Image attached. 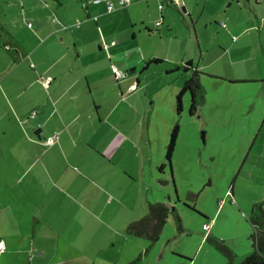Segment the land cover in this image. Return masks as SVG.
<instances>
[{"label":"rangeland","instance_id":"obj_1","mask_svg":"<svg viewBox=\"0 0 264 264\" xmlns=\"http://www.w3.org/2000/svg\"><path fill=\"white\" fill-rule=\"evenodd\" d=\"M132 1L137 5L131 17L117 12L124 8H116L103 31L110 28V46H118L115 61L133 54L137 58V68L111 63L122 78L135 75L137 81L134 79L131 91L138 101L133 99L131 103L139 106L142 113L150 111L152 123L148 135L153 160L156 161L160 150L158 161L164 162L165 167L163 173H158L147 161L143 171L138 169L148 141L140 133L139 116L129 113L126 119L129 127L125 130L129 137L121 133L117 143L123 141V149L111 150L110 155L120 160L125 152L133 181L124 176L112 181L116 198L107 193L104 202L102 196L90 204L71 195L61 196L70 211L69 221L81 230L83 239L110 231V264H126L129 254L140 255L137 264H240L253 251L249 214L264 199V52L260 48L264 32L248 31L241 36L238 30L230 28L228 16L237 17L242 26L246 19V13L237 9L236 2L229 7L226 0H188L193 25L182 6L176 7L166 0ZM261 3L260 0L258 4ZM256 10L260 15L263 13L262 7ZM102 21H98L99 25ZM222 22L227 29L221 27ZM228 41L248 43L253 45L248 48H257L259 52L252 54L251 61L237 60L241 52H230L224 46ZM153 55L170 56L178 63L191 57L193 66L200 67L194 76L202 88L203 101H197L196 111L190 116L191 94L189 91L183 94L184 112L175 118L180 120L179 132L170 162L165 159L169 131L164 132V123L174 118L175 91L184 82V71L180 68L169 72L166 63L147 62ZM208 62L211 65L205 66ZM130 70L134 73L130 74ZM247 72L260 80H234ZM122 108L125 107L119 106ZM97 202L101 206H96ZM154 202L174 207L182 229L177 230L169 214L154 243L126 233L128 224L146 214L148 203ZM214 215L218 219H214L216 224L211 229L214 222L212 226L209 223ZM204 224H209L207 231L202 229ZM207 234L223 240L233 257L229 260L212 242L204 241Z\"/></svg>","mask_w":264,"mask_h":264},{"label":"crops","instance_id":"obj_2","mask_svg":"<svg viewBox=\"0 0 264 264\" xmlns=\"http://www.w3.org/2000/svg\"><path fill=\"white\" fill-rule=\"evenodd\" d=\"M187 1L182 0V10L188 11L194 25ZM259 1L226 0L227 6L236 2L237 9L246 13L244 26L237 17L228 16L230 28L241 36L248 31L264 32L259 21L264 15V0L261 4ZM136 5L131 0L117 12L131 17ZM256 7H262L261 15ZM110 13L105 0H0V264H110V231L83 239L81 230L70 223V211L60 197L71 195L90 204L102 196L104 202L107 193L116 198L112 181L120 176L133 181L125 152L120 160L110 155L111 150L123 149L124 142L117 143L121 133L129 137L125 131L129 113L139 116L140 133L148 141L138 169L143 171L149 161L153 169L163 173L165 163L158 161L160 150L158 159L153 160L148 135L150 111L145 110L144 116L140 107L132 104L133 99L138 101L131 91L134 79L137 81L135 75L118 81L111 70L112 61L122 68H137L138 64L134 54L115 61L118 46H110V28L103 31ZM99 20H103L102 25ZM221 27L227 29L226 25ZM224 46L230 52H241L237 60L251 61L252 54L259 52L248 48L253 46L248 43L228 41ZM260 48L263 53L264 44ZM170 58L153 55L147 62L158 59L167 64L169 72L181 68L184 81L200 68L193 66L191 57L180 63ZM210 65L208 62L205 66ZM251 74L234 80H260ZM181 87H176L175 97ZM121 105L123 110L119 109ZM174 107V118L165 121L164 132H170L174 124L179 128L180 120L175 118L183 115L184 107L182 104L179 113ZM32 111L36 112L34 117H30ZM54 134V144L45 146L43 140ZM160 165L162 171L158 170ZM214 219L217 221L218 215L210 219L211 226ZM134 257L129 254L126 264Z\"/></svg>","mask_w":264,"mask_h":264},{"label":"trees","instance_id":"obj_3","mask_svg":"<svg viewBox=\"0 0 264 264\" xmlns=\"http://www.w3.org/2000/svg\"><path fill=\"white\" fill-rule=\"evenodd\" d=\"M151 61L158 62L159 60L153 59ZM184 67H186V65ZM187 91H189L191 94L188 111L190 115H193L196 111V105L198 104L197 101L199 103L203 101V91L201 86L197 83L195 76L185 80L179 92L176 94L175 110L177 113H179L182 109V95ZM178 132V125L174 124L169 132V139L165 147V159L168 162H170ZM162 168L163 165H160L158 170L162 171ZM169 214L173 216L177 230H181V218L179 217L176 209L161 202H154L148 204L145 215L128 224L126 233L136 237L146 238L150 243H154L156 240H158ZM248 221L253 228V233L250 236L252 240L253 251L247 255L240 262V264H264V199L260 203H257L253 206L249 214ZM205 240L212 242L214 247L217 248L229 260L233 257L231 249H229L223 243V240L218 238L213 239L207 235ZM139 260L140 255L130 264H135Z\"/></svg>","mask_w":264,"mask_h":264},{"label":"built area","instance_id":"obj_4","mask_svg":"<svg viewBox=\"0 0 264 264\" xmlns=\"http://www.w3.org/2000/svg\"><path fill=\"white\" fill-rule=\"evenodd\" d=\"M100 1L101 0H92L93 3H98ZM130 2H131V0H115V2L109 1V0H105L107 12H111V11H113L116 8L126 7ZM171 3H172V5H174L176 7H179V6L183 7L182 0H172ZM160 7L161 6H159V8ZM52 21L56 22V20L54 18H53ZM259 21H260V27L264 28V15L260 18ZM78 23L79 22L76 21L75 25H78ZM157 24H159V22H157ZM221 26L225 27L224 23H221ZM63 28H65V26H63ZM102 47L103 48H107V46L105 44H103ZM111 70H112V73L114 75L115 80H119V79L122 78L121 72L114 65H111ZM46 84H47V80H46ZM35 113H36L35 111H32L31 114H30V117H34ZM56 139H57V135L54 134V135L49 136L46 139H44L43 143L46 146H51V145L54 144ZM202 228H203V230L207 231L209 229V224H204L202 226ZM2 248H3V243L0 242V251L2 250Z\"/></svg>","mask_w":264,"mask_h":264},{"label":"water","instance_id":"obj_5","mask_svg":"<svg viewBox=\"0 0 264 264\" xmlns=\"http://www.w3.org/2000/svg\"><path fill=\"white\" fill-rule=\"evenodd\" d=\"M183 8H184V7H183ZM183 8H182V9H183ZM183 11H184V10H183ZM158 22H160V21H158Z\"/></svg>","mask_w":264,"mask_h":264}]
</instances>
